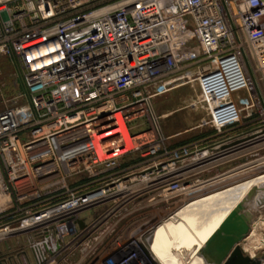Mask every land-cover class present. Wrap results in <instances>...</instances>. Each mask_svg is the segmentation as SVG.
<instances>
[{
    "label": "built area",
    "instance_id": "2783aa9c",
    "mask_svg": "<svg viewBox=\"0 0 264 264\" xmlns=\"http://www.w3.org/2000/svg\"><path fill=\"white\" fill-rule=\"evenodd\" d=\"M0 56L19 59L27 98L0 111V244L29 235V264H155L144 250L160 221L127 242L126 201L167 211L264 161V0H0ZM194 83L200 126L220 134L183 171L153 102ZM120 166L160 168L116 181Z\"/></svg>",
    "mask_w": 264,
    "mask_h": 264
},
{
    "label": "rangeland",
    "instance_id": "374dc122",
    "mask_svg": "<svg viewBox=\"0 0 264 264\" xmlns=\"http://www.w3.org/2000/svg\"><path fill=\"white\" fill-rule=\"evenodd\" d=\"M199 94L200 87L197 83H194L193 85L189 84L182 86L158 96L153 102V111L160 117L159 123L161 131L167 136L175 135L170 138L167 143L169 149L168 159H176L175 165L172 166L174 169L185 166L182 170L186 171L187 165L185 164H188L190 161L187 157L192 155L198 149L210 144H215L216 142L208 144L206 141L214 139L215 136L220 134L219 131L212 126H200L210 118V115L206 109L197 107L193 104V101ZM26 102L24 72L19 59L14 56H0V111L7 107L22 105ZM259 153L260 155H264V151ZM160 154H164V151L161 150ZM260 155L253 154L249 157V160L257 159ZM239 164V160L227 162L216 166L210 172L202 173L200 177H193L191 180L197 178H199V181L211 179L219 176L220 173L224 171L238 166ZM252 165L257 167L245 172H243V167L238 168L234 172H231V175L227 176V179L224 181L221 180L213 185L205 187L200 194H202V196H208L222 192L226 189L246 184L247 182L264 175V170L259 172L257 170L260 167H264V161H259V163L254 162ZM158 169L148 168L147 166H141L140 168L120 166L110 170V173H114L116 181H125V179L130 176L139 178L146 175V173L153 171L155 172L154 175H156V170L158 171ZM86 178L87 173H78V175L72 177L69 185L71 188L78 187L85 182ZM126 186L128 187L126 192L132 193L138 192L143 184H139L137 181L134 183H127ZM257 188L259 189V192L256 193L255 198L247 204V211L251 213V229L248 237L243 241L242 247L244 251L247 247L254 249L253 257H262L264 256V204L258 205L257 200L264 195V192H262V189H264V177ZM142 198L143 199L140 200L136 199V201L134 199V201L132 199L126 201L125 209L122 211V215L125 217L123 224H125V227L127 228V242L134 240V235L139 234L136 229L144 225L149 219L153 218L154 214L157 221H160L157 223L156 227H158L162 224V221L168 218V216H171L172 214L175 215L181 211L179 209L182 205H188L193 200H197L195 198L182 203L175 201L174 203L176 204L173 206V209H168L167 211L166 209L158 210L157 213L156 209L162 206L161 204H158V207L156 209L154 208V211H152L154 213H151L153 208H150L149 199L147 196H143ZM158 198L160 199L161 197L158 196ZM213 209V205L201 208L200 211L196 213V220L200 223L210 214V212L213 211ZM88 215H92V212L88 213ZM28 238L29 235H20L12 238L7 244H0V255L11 258L8 259L10 260V263L4 264H29L28 258L31 259V244ZM138 250L140 251V248L136 245L127 247V255L134 252L137 254L139 252ZM144 251L148 254L147 250ZM149 253L153 259H156L155 254L150 249ZM140 254L142 255L141 251ZM23 256L27 261L23 260Z\"/></svg>",
    "mask_w": 264,
    "mask_h": 264
},
{
    "label": "bare ground",
    "instance_id": "6f19581e",
    "mask_svg": "<svg viewBox=\"0 0 264 264\" xmlns=\"http://www.w3.org/2000/svg\"><path fill=\"white\" fill-rule=\"evenodd\" d=\"M41 53L46 56L45 48L41 49ZM34 55L36 56V53ZM45 62H49L47 57ZM257 170L263 171L264 167ZM172 175H175L173 171L166 173V177ZM263 177L264 175L246 184L208 196L200 194V198L184 205L179 209L181 211L158 226L153 233L150 250L161 264H205L199 257L202 246L220 227L228 213L246 198L250 190L259 185ZM209 205L214 206L213 211L199 223L196 220V213ZM253 250L250 247L245 248V252L251 257L254 255Z\"/></svg>",
    "mask_w": 264,
    "mask_h": 264
},
{
    "label": "water",
    "instance_id": "95a60500",
    "mask_svg": "<svg viewBox=\"0 0 264 264\" xmlns=\"http://www.w3.org/2000/svg\"><path fill=\"white\" fill-rule=\"evenodd\" d=\"M258 192L257 187L250 190L246 198L236 204L220 227L202 246L199 257L205 264H264V256L251 257L242 247L251 229V213L247 211V204ZM257 204H264V195L257 200ZM147 252L149 253L148 249ZM152 260L156 264L153 258Z\"/></svg>",
    "mask_w": 264,
    "mask_h": 264
},
{
    "label": "crops",
    "instance_id": "0c3cea01",
    "mask_svg": "<svg viewBox=\"0 0 264 264\" xmlns=\"http://www.w3.org/2000/svg\"><path fill=\"white\" fill-rule=\"evenodd\" d=\"M173 136H175V135H171V136H169V137H173ZM154 261L156 262V264H161L157 258L154 259Z\"/></svg>",
    "mask_w": 264,
    "mask_h": 264
}]
</instances>
